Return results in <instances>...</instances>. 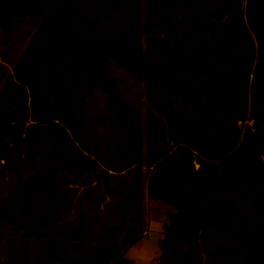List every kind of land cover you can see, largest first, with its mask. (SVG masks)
Instances as JSON below:
<instances>
[{
    "label": "trees",
    "instance_id": "trees-1",
    "mask_svg": "<svg viewBox=\"0 0 264 264\" xmlns=\"http://www.w3.org/2000/svg\"><path fill=\"white\" fill-rule=\"evenodd\" d=\"M39 15L0 75V222L20 251L38 239L33 264H132L146 197L175 210L156 264H264V0H0L5 40ZM110 60L144 80V112L111 89ZM86 86L109 96L103 149L84 132ZM97 188L98 207L119 201L101 235L84 210Z\"/></svg>",
    "mask_w": 264,
    "mask_h": 264
},
{
    "label": "rangeland",
    "instance_id": "rangeland-1",
    "mask_svg": "<svg viewBox=\"0 0 264 264\" xmlns=\"http://www.w3.org/2000/svg\"><path fill=\"white\" fill-rule=\"evenodd\" d=\"M35 25L29 19H17L15 21L14 29L8 40H5L4 34L0 31V75L10 72L13 65L18 58L22 56L31 35L35 32L37 25L42 19L39 15ZM31 30V34L28 32ZM141 47H144V36H142ZM121 52L125 55H117L118 59L131 57L135 60L134 72L141 75V66L144 65L140 60V56L132 52L130 46L126 43L120 45ZM116 53V49L111 52ZM132 69V68H131ZM151 69V68H150ZM106 75L109 77L111 89L119 94L122 101L129 102L139 108L142 112L145 109L144 103V85L145 82L142 77L132 74L131 71L124 69L117 60H110L106 66ZM90 92V93H89ZM89 93V95H87ZM86 95L88 97H86ZM83 99L84 106V128L87 137L92 139L95 147H104L105 141L111 137V122L113 116L105 111L109 96L102 87L94 86L89 90L86 86L79 95ZM86 97V98H85ZM80 101V100H79ZM78 101V102H79ZM113 129V128H112ZM61 183L65 184L68 176L60 174ZM81 188L76 192L75 197L70 202L69 209L64 212L61 223L72 226L76 222L77 200L82 197ZM88 196L85 199L84 210L88 215L90 229L88 234H104L110 227L119 224L116 211L118 210L119 201L107 202L98 207L94 203L100 192V188L88 190ZM80 199V198H79ZM105 206V208H104ZM105 209V211H103ZM145 211V231L138 243L131 246L126 252V258L132 264H156L160 257L159 242L163 239L162 226L167 224L168 216L173 215L175 210L158 200H149L144 198ZM20 235L13 237L10 229L2 222H0V264H9L10 257L18 255L13 263L21 261L22 264H33L38 259L41 250L43 249V241L33 239L29 241L26 253L20 251ZM64 249V246H62ZM94 247L89 248L83 255L77 253L80 258H91L94 254ZM64 251H66L64 249ZM69 258L75 256L71 251H66ZM78 259V258H77ZM80 259V260H82Z\"/></svg>",
    "mask_w": 264,
    "mask_h": 264
}]
</instances>
